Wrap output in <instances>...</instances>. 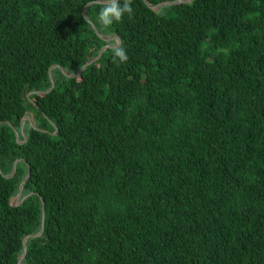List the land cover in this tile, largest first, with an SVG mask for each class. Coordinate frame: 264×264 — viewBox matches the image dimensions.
Wrapping results in <instances>:
<instances>
[{
    "label": "trees",
    "instance_id": "16d2710c",
    "mask_svg": "<svg viewBox=\"0 0 264 264\" xmlns=\"http://www.w3.org/2000/svg\"><path fill=\"white\" fill-rule=\"evenodd\" d=\"M90 1L0 0V264L43 201L23 264H264V0H132L109 28L93 3L128 60L35 92L108 43ZM26 114L48 131L20 142Z\"/></svg>",
    "mask_w": 264,
    "mask_h": 264
},
{
    "label": "water",
    "instance_id": "95a60500",
    "mask_svg": "<svg viewBox=\"0 0 264 264\" xmlns=\"http://www.w3.org/2000/svg\"><path fill=\"white\" fill-rule=\"evenodd\" d=\"M145 3L152 9L154 10H159L160 8H162L163 6L165 5H173V4H177V3H189L193 0H167V1H162L158 4H153L151 3L149 0H144ZM104 0H93V1H90L89 3H87L85 6H84V9H83V14L85 16V18L91 23V25L93 26V28L95 29V31L97 32V34L103 38L104 40H106L108 43L105 44L104 46H102V48L100 49V52L97 56L91 58L89 61H87L85 64H83V66L79 69L78 72L76 73H72L68 70H66L62 65L60 64H53L50 66V69H49V74H50V78H51V81H52V85L50 87V89L48 90H38V91H35V92H49L50 90H52L55 86V78H54V75H53V69L55 67H59L60 70L67 76H70V77H76V76H79L83 70L91 63L95 62L96 60H98L102 54L104 53V51L108 48H112V46L114 45L113 43H111L110 41L111 40H117L119 42V45L121 44L122 42V39L120 38L119 35L117 34H114V35H105L103 33H101L98 28L96 27L95 23L91 20V18L88 16L87 14V7L93 3H103ZM32 92L29 93V95H31ZM46 114V113H45ZM47 116V115H46ZM27 120L30 122L31 126H33L34 128L38 129V130H42V131H48L47 129H43V128H40L36 125L32 115L30 114H26L25 117L23 118L22 122H21V125H20V130L17 129L16 127H13L14 128V131H15V134H16V137H17V140L20 141V135L22 134L24 137H25V140H27V134H26V131H25V128H26V122ZM10 122V121H9ZM10 124L12 125V123L10 122ZM56 133V132H55ZM22 142V141H20ZM23 160V158H18L16 159L15 163H14V166H13V172L11 174H5L3 173L6 177H11L13 176L15 173H16V170H17V165L19 163V161ZM25 161V160H23ZM0 171L1 168H0ZM30 177V167H29V171L27 173V175L25 176V178L21 181V184H20V189H19V192L18 194L16 195V197H21L22 200L24 201L30 194H32L33 192L29 193V194H26V195H23V190H24V185L26 183V181L28 180V178ZM14 198V197H13ZM13 198L11 199V203L13 205H18L17 203H13ZM45 220H46V206H45V202L43 201V211H42V227L40 229V231L38 233H30L28 234L27 236L24 237V240H23V243H24V251L23 253L20 255L19 259H18V264H23V260L27 254V250H28V245H27V240L30 238V237H37V236H41L44 232V228H45Z\"/></svg>",
    "mask_w": 264,
    "mask_h": 264
},
{
    "label": "clouds",
    "instance_id": "9594fccd",
    "mask_svg": "<svg viewBox=\"0 0 264 264\" xmlns=\"http://www.w3.org/2000/svg\"><path fill=\"white\" fill-rule=\"evenodd\" d=\"M124 15L131 17L133 15L132 0H104L99 5L96 19L104 28H109L114 23H119ZM111 55L114 61L125 63L128 55L119 42H115L111 48Z\"/></svg>",
    "mask_w": 264,
    "mask_h": 264
},
{
    "label": "rangeland",
    "instance_id": "374dc122",
    "mask_svg": "<svg viewBox=\"0 0 264 264\" xmlns=\"http://www.w3.org/2000/svg\"><path fill=\"white\" fill-rule=\"evenodd\" d=\"M116 41H117V40L115 39V40H111L110 42L114 44ZM32 116H33V115H32ZM21 202H23V200H22L21 197H14V198H13V203L20 204Z\"/></svg>",
    "mask_w": 264,
    "mask_h": 264
},
{
    "label": "flooded vegetation",
    "instance_id": "af4514ba",
    "mask_svg": "<svg viewBox=\"0 0 264 264\" xmlns=\"http://www.w3.org/2000/svg\"><path fill=\"white\" fill-rule=\"evenodd\" d=\"M25 117V116H24ZM28 121V120H27ZM28 122H26V124H27ZM25 131H26V129H25ZM22 135V134H21ZM16 197V196H15Z\"/></svg>",
    "mask_w": 264,
    "mask_h": 264
}]
</instances>
